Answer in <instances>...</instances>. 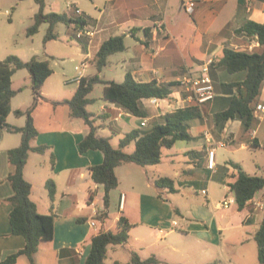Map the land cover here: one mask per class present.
I'll use <instances>...</instances> for the list:
<instances>
[{
    "label": "crops",
    "instance_id": "1",
    "mask_svg": "<svg viewBox=\"0 0 264 264\" xmlns=\"http://www.w3.org/2000/svg\"><path fill=\"white\" fill-rule=\"evenodd\" d=\"M64 1L66 10L60 12L63 7L61 0H51V4L56 6L54 12L72 15L75 9H79L85 21V27L94 32L93 37L78 38L79 28L72 26L67 30L72 38L79 41L82 48L81 56L84 57L83 62H87V67L81 72L83 77L98 74L95 57L103 43L112 37L123 35L125 36L126 50L109 58L108 65L99 73L100 77L106 81L122 83L130 74L139 83L158 82L164 85H174L171 88L173 102L166 99L142 100L148 113L146 119L137 118L116 104L105 102L102 95L103 102L99 111L93 113L107 115L105 121L98 122L102 125L98 134L111 138V144L114 138L121 140L134 130L146 131L154 124L163 123L167 113L195 105V101L178 85V81L187 74L198 76L205 67L208 68L215 89V97L211 102L200 106L203 117L191 122L189 132L192 139L178 141L173 148L167 151L168 154L175 152V155L187 156L195 165L194 169L182 172L179 180L181 186L185 187L200 182L194 177L197 175V170L201 168L210 175L206 187L201 189V192L207 191L208 209L198 210L199 223H190L182 235L192 237L196 251L204 255V264L219 262L215 258L214 251L217 250V253L220 251L224 233L229 238H227L229 247H232L239 244L238 239L235 238V234L239 230L248 228L250 224L260 226L264 218V190L259 192L242 211L237 209V205L230 210L221 207L223 199L228 194L229 185L235 181L234 175L237 170L234 167L232 180L218 181L224 188V192L218 194L210 183L211 179L214 180L220 173L218 151L221 148L216 153L217 171L212 172L208 169V147L210 144L205 136L206 132H209L216 141L226 142L231 154L248 150H264V112L255 117L249 131L245 129L243 122L239 119L218 123L216 117L217 114L229 109L232 97L237 94L231 85L244 82L247 77L246 71L231 74L224 67L219 66L218 62L223 57L225 49L248 53L260 51L257 37L249 36L245 31H242V28L249 21L264 24V1L198 0L192 14L186 12L183 7L186 0ZM45 2L47 6V1L45 0ZM19 56L23 57L24 61L33 58H27L21 54ZM38 58L48 60L51 67L49 57ZM112 65L116 66L112 70L117 72L118 79L107 78L106 72ZM25 79L27 81V77ZM48 79L42 87V94L47 98V101L42 102L33 114L39 135L31 143L33 147H47L48 150L44 154L30 153L24 177L32 185L31 198L36 203L40 214H50L53 205V210L57 215L54 239L42 243L33 262L23 254L18 256L14 264H85L91 251L92 238L102 232L116 230L121 216L128 218L134 226L130 235L135 229L143 227L146 228L145 230L157 231L161 240H167L168 237L178 233L168 222L171 211L167 210L166 202L169 200L164 195L170 192L168 189L156 186V181L159 178L166 177L161 172L160 176L152 179L149 177L147 181L145 180V189L158 188L159 190L138 192L134 196L132 190H135V187L131 185L125 188L123 182L127 178L120 176L119 171L122 166H127V175L131 176L130 174L137 170L135 166L138 165L125 164L118 167L116 174L120 185L110 193V205L107 209L105 208L104 187L96 184L91 176V168L101 165L104 155L99 150H90L83 154L80 152V143L89 134V126L81 119L71 118L70 108L67 105L55 104L72 99L79 83H77V88L72 90H67L68 86L65 88L61 86L60 90L46 93L44 89ZM28 80L29 85H26L25 81L24 84H19L16 83V77H13L12 88L17 91V95L12 99V113L8 117V123L16 127H24L26 118L22 117L25 122L18 119L14 121L12 118H18L14 112L18 109L26 110L33 103L31 89L29 104L26 99L18 101L19 94L26 87L31 88L32 86L30 73ZM71 84L70 82L69 85ZM91 94L90 98L94 99ZM94 100L96 101V99ZM257 105H264V83L262 93L254 103V108ZM143 121H146L147 126H142ZM21 140L20 134L9 133L0 128V264H4L11 255L22 251L26 245L23 236L12 233L10 222L12 206L7 202L14 194L8 181L9 174L14 171V167L8 159V152L20 146ZM255 144H259L260 147L254 146ZM113 147L118 148L119 146L113 145ZM165 151L166 149L164 156L166 155ZM236 164L242 169L245 166L244 162L243 166L239 163L234 165ZM255 166L256 169L259 168L258 164ZM143 168L144 174L148 175L147 167ZM168 178L173 179L169 176ZM49 180H54L56 183L57 193L54 203H52L46 188V183ZM173 181L176 190L179 191L176 181L174 179ZM92 193L93 200L91 201ZM122 195H125V201L121 207ZM116 200L119 209L117 214L111 217L112 202ZM133 204H138L141 208L134 210ZM151 206L160 207L161 210L158 213L156 210L151 211ZM176 210L179 212L178 209ZM104 212L107 213V217L101 221L99 216ZM92 223H95V226ZM140 233L142 232L140 231ZM136 239L147 243L144 236L136 237ZM253 239H255V234ZM127 246H129L128 243L108 247V257L110 250L116 255L113 264L116 262L131 263L132 254L137 253L136 251L128 253L129 260L123 262L119 258L120 248L126 249ZM147 246L151 248V244ZM184 253L189 256L186 251ZM138 255L142 260L149 259L141 254ZM157 260L160 263L164 262L160 258ZM226 263L232 264L227 260Z\"/></svg>",
    "mask_w": 264,
    "mask_h": 264
},
{
    "label": "trees",
    "instance_id": "2",
    "mask_svg": "<svg viewBox=\"0 0 264 264\" xmlns=\"http://www.w3.org/2000/svg\"><path fill=\"white\" fill-rule=\"evenodd\" d=\"M35 1L39 5V11L35 15L34 24L27 29L28 36L37 34L42 24L47 23L49 29L44 39L47 43L58 38L55 33L58 24H64L68 28L74 26L79 29L85 25V21L81 15L77 14L76 9L72 15L57 12L46 13L45 0ZM242 31H245L249 36L257 37L260 51L248 53L231 49L224 50V55L218 65L224 67L231 74L246 71L247 77L244 82L231 85L237 94L232 97L229 109L217 114L216 117L218 123L239 119L243 122L245 129L249 131L255 120L254 103L260 97L264 83V24L249 21L243 26ZM125 50V36L123 35L112 37L103 43L95 57L98 74L82 77L72 99L55 103L67 105L70 108L71 118L81 119L89 126V134L80 143V152L83 154L90 150H99L104 155L103 163L91 168V176L96 184L104 187L106 209L110 205V193L120 185L116 174L118 167L125 164L148 167L161 163L165 149L173 148L178 141L192 139L189 132L191 122L203 117L200 105L195 102L193 106L167 113L163 123L154 124L149 130L130 132L120 140L118 148L113 147L111 138L100 136L98 130L102 125L98 122L105 121L107 115H96L88 110V107L95 102L90 98V94L98 84L103 85L102 99L105 102L114 103L137 118L146 119L148 117L142 103L143 99L174 101L171 89L173 84L139 83L130 74L122 83L106 81L100 77L99 73L108 65L109 58ZM24 69L31 75L33 103L26 110L18 109L14 112L18 118H26L24 127H16L8 123V117L12 113V99L17 95L12 84L14 75ZM52 74L53 70L49 61L41 60L38 57L24 61L19 56L10 55L0 60V128L22 136L20 146L8 152L9 162L14 167V171L8 176V181L14 194L7 202L12 206L10 214L12 233L23 236L26 241L25 248L11 255L4 264H14L18 256L23 254L33 262L42 243L54 239L57 215L53 210V205L50 214H40L36 203L31 198L32 185L24 177L30 153L44 154L48 150L47 147H33L31 143L39 135L33 114L42 102L47 101V98L42 94V87ZM132 143L135 144V150L133 153H127L126 148ZM254 146L260 147L259 144ZM234 167L237 173L234 175L235 181L229 185V188L234 193L237 209L242 211L259 192L264 190V169L263 174L259 176L248 174L237 164ZM156 186L168 189L170 193L177 192L173 179L168 177L159 178L156 181ZM46 188L52 203H54L57 193L55 181H47ZM90 200H93V193ZM106 217L107 213L104 212L99 216V220L104 221ZM133 227L128 218L121 216L116 230H109L94 236L85 264H105L108 247L128 243ZM255 240L258 244L259 263L264 264V218L255 234ZM159 263L156 258L142 260L137 253H133L130 264ZM115 264L121 263L116 262Z\"/></svg>",
    "mask_w": 264,
    "mask_h": 264
},
{
    "label": "rangeland",
    "instance_id": "3",
    "mask_svg": "<svg viewBox=\"0 0 264 264\" xmlns=\"http://www.w3.org/2000/svg\"><path fill=\"white\" fill-rule=\"evenodd\" d=\"M46 1V13L54 12L56 6L51 4V0ZM61 2L63 7L60 9V12H65V1L61 0ZM38 11L39 5L35 0H0V60H3L10 55L19 56V54L27 56V58L49 57L51 68L54 72L48 79L44 89L45 92L60 90L61 86L63 88L68 86L66 88L67 90L75 89L78 84L76 82H71L72 84L69 85V81L81 73L76 69V66H80L84 61V57L81 56L82 48L80 43L67 33L68 27L64 24H58L56 26L55 33L58 35L56 40L47 43L44 41L49 29V24L47 23L42 24L37 34L34 36H28L27 29L34 24L35 15ZM70 32H72V30H70ZM19 57L23 59V57ZM115 68L116 66L113 65L108 67L106 72L108 79H118L116 77L117 72L112 70ZM17 73L14 76L16 77V83L24 84L25 81L27 82L26 85H29V72L24 69ZM25 77H27V81ZM50 86L52 87L50 88ZM30 89V87H26L25 90L19 94L18 101L26 99L27 104H29L31 94ZM102 95L103 85L98 84L95 86L94 91L91 94V97L96 99V101L89 106L88 109L90 111L96 113L99 111L103 102V100H101ZM12 119L14 121L18 119L25 122V119L22 117ZM119 141V138H114L112 144L115 147H118ZM134 149L135 146L132 143L126 151L127 153H133ZM167 150L168 149H166V155L161 163L147 167L149 172L148 175L144 174V170H142L144 168L141 166H135V169L137 170L133 171L130 174L131 176L127 175V166H122L119 173L120 176L127 178V180H124L123 182L125 188H128L131 185L135 187V190H132L134 196H136V193L138 192H153L159 190L158 188H151L150 190L145 189V180L147 181L149 177L152 179L160 176V172L163 176L172 177L176 181V187L179 191L175 194L169 193L164 196L169 200L166 202L167 210L171 211L168 218L169 225L173 226L178 233L168 237L167 240H161L159 234H157V231L155 230H145L146 228L144 227L135 229L130 235V240L128 242L129 246H127L126 249L120 248L121 255L119 258L123 262L129 260L130 257L128 253L130 251H136L138 254L147 258H160L164 261L159 264H204V255H201L196 251V245H194L195 242L192 237L184 236L182 233H185L183 231L187 230L186 228L190 223H199L198 217H200V214H198V210L204 211L205 209H208V198L201 193V189L202 187H206L210 175L207 172L205 173L201 168L197 170V175L194 177L195 180H200V182L185 187L181 186L179 180L182 172L187 169H194L195 165L194 163H191L189 157L182 154L175 155V152H169V154H174L169 155ZM218 153L220 173L214 180L211 179L210 183L218 194L224 192V188L220 185L221 182L218 181L222 179L227 181L232 180L235 163L242 165L244 162L245 166L242 165L243 169L250 175L260 176L263 174L264 150L262 149L240 151L236 154H231L230 149L226 147L219 149ZM255 164L259 165L258 169H256ZM114 193H117V191H114ZM132 206L134 210L141 208L138 204H133ZM233 207L234 206L231 208ZM151 208V211L156 210L157 213L161 210L160 207L151 206ZM231 208L226 210H230ZM118 209L117 200L113 201L111 217H114V215L117 214ZM176 209H178L179 212ZM258 229V225L250 224L248 228L239 230L238 233L236 232L237 234H235V238L238 239L239 244H235L232 246L233 248L229 247L227 234L224 233L220 251H218V253L217 250L214 251L215 258L220 264L221 262L227 264L226 260L232 264H260L258 260V244L256 240L253 239V235L256 234ZM140 231L142 233H140ZM139 236H141V238L144 236L147 239V243L138 241L136 237ZM150 244L151 248L147 246ZM185 251L189 256L185 255ZM115 257L116 255L110 250V256L108 257L106 264H113Z\"/></svg>",
    "mask_w": 264,
    "mask_h": 264
},
{
    "label": "built area",
    "instance_id": "4",
    "mask_svg": "<svg viewBox=\"0 0 264 264\" xmlns=\"http://www.w3.org/2000/svg\"><path fill=\"white\" fill-rule=\"evenodd\" d=\"M198 0H186L184 1V9L189 14L194 13ZM78 15H82L81 10L76 9ZM84 36L93 37L94 32L90 28H86L85 25L77 31V37L82 38ZM87 67V62H83L76 69L79 72H82ZM82 73H80L77 77L72 79L70 82L79 83L82 78ZM178 85L183 88L187 93H189L190 97L200 106L211 102L215 97V89L213 85V81L209 75L208 68L205 67L202 70V73L198 76L193 74H187L184 77L180 78L178 81ZM254 116L258 117L261 112H264V105H257L254 108ZM142 126H147L146 121H143ZM207 142L210 144L208 147V169L212 172L217 171V163H216V153L219 148H226L227 143L224 141H216L211 133L206 132L205 134ZM203 195H207V191L203 190L201 192ZM125 195L121 196V207L124 204ZM236 205V199L234 193L228 190V194L225 196L221 203V207L223 209H229L232 206ZM259 206V205H258ZM95 226V223H92Z\"/></svg>",
    "mask_w": 264,
    "mask_h": 264
},
{
    "label": "water",
    "instance_id": "5",
    "mask_svg": "<svg viewBox=\"0 0 264 264\" xmlns=\"http://www.w3.org/2000/svg\"><path fill=\"white\" fill-rule=\"evenodd\" d=\"M183 7H184V3H183Z\"/></svg>",
    "mask_w": 264,
    "mask_h": 264
}]
</instances>
